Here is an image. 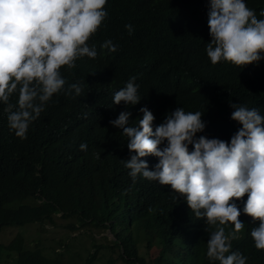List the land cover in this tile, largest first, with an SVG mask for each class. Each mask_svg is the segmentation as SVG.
Segmentation results:
<instances>
[{"label": "trees", "instance_id": "trees-1", "mask_svg": "<svg viewBox=\"0 0 264 264\" xmlns=\"http://www.w3.org/2000/svg\"><path fill=\"white\" fill-rule=\"evenodd\" d=\"M245 3L264 19L259 15L264 0ZM104 10L106 18L90 37L97 57H84L69 69L76 68L68 76L93 75L79 102L44 108L26 138L10 130L6 105L0 102V232L28 225L22 236L0 244V253H14L13 264H94L99 251L109 248L103 264H219L207 257L209 239L202 237L201 221L189 220L183 197L141 176L133 182L124 164L130 158L128 138L110 121L127 111L130 126H138L140 109L147 108L155 131L166 114L180 107L202 113L211 127L208 139L230 143L241 127L231 119L230 104L256 108L264 116V60L248 66L211 64L206 53L210 0H106ZM125 25L132 26L131 32ZM106 41L115 52L102 47ZM132 77L140 102L115 105L114 94ZM17 100L18 94L10 97L13 105ZM205 135L197 133V138ZM243 207L239 220L244 227L231 251L247 257L246 264H264V252L251 236L260 222L243 214ZM134 222L137 242L129 227ZM223 227L226 235L234 230L230 223ZM104 228L113 233L114 248L96 242L94 231ZM44 229L63 243L71 233L84 231L91 248L81 233L65 243L71 251L62 256L40 244Z\"/></svg>", "mask_w": 264, "mask_h": 264}, {"label": "clouds", "instance_id": "clouds-1", "mask_svg": "<svg viewBox=\"0 0 264 264\" xmlns=\"http://www.w3.org/2000/svg\"><path fill=\"white\" fill-rule=\"evenodd\" d=\"M105 4L106 0H0V102L6 105L9 128L17 137L26 138L29 125L44 108L74 106L86 93L93 75L68 76L76 68L69 69L84 57H97L90 37L107 16ZM259 15L264 17V10ZM125 27L131 32V25ZM208 27L211 42L206 53L213 66L221 61L248 66L264 60V19H258L245 0H210ZM102 47L116 51L111 41ZM135 79L114 94L115 105L140 102ZM14 94L16 105L10 103ZM230 107L231 119L241 125L230 143L208 139L211 127L202 113L180 107L166 114L155 131L147 108L140 109L138 126H130L127 111L110 124L128 138L130 158L124 164L133 182L141 176L170 186L187 203L189 220L201 221L202 237L209 239L207 257L219 264H246L247 257L231 250L244 227L239 220V207L244 206L243 214L260 222L251 236L256 249L264 252V116L256 108ZM203 131L206 135L197 138ZM80 149L85 151L87 145L82 143ZM148 156L152 160L146 162L143 158ZM229 223L234 230L226 235L223 225ZM136 225H129L135 241Z\"/></svg>", "mask_w": 264, "mask_h": 264}, {"label": "rangeland", "instance_id": "rangeland-1", "mask_svg": "<svg viewBox=\"0 0 264 264\" xmlns=\"http://www.w3.org/2000/svg\"><path fill=\"white\" fill-rule=\"evenodd\" d=\"M28 227V225H25L23 227L18 226H11L7 228H3L0 232V244L6 246L12 239L17 236L18 234L22 236V232L24 229ZM46 227H50L47 225ZM85 234L83 238V243L86 248H91V237L88 233L84 231H79L78 233H71L69 236V239L74 236H78L79 234ZM94 237L96 238V242L100 245H109V247L113 246L114 244V236L112 232L107 229H100L98 231H94ZM64 238V237H63ZM68 239V241H69ZM38 240L42 246L51 247L55 251L60 252L62 256H66L68 253L66 252L71 251L70 248L67 246L65 247V243L62 242L60 237L54 233L53 231L49 229H44L38 236ZM71 245V244H70ZM154 249V248H153ZM111 254V251L109 248L107 250H101L98 253L99 261L94 262V264H103L106 262L108 256ZM157 251H155V255H157ZM15 254L7 251L2 250L0 253V264H13L15 262Z\"/></svg>", "mask_w": 264, "mask_h": 264}, {"label": "bare ground", "instance_id": "bare-ground-1", "mask_svg": "<svg viewBox=\"0 0 264 264\" xmlns=\"http://www.w3.org/2000/svg\"><path fill=\"white\" fill-rule=\"evenodd\" d=\"M150 261V260H149Z\"/></svg>", "mask_w": 264, "mask_h": 264}]
</instances>
